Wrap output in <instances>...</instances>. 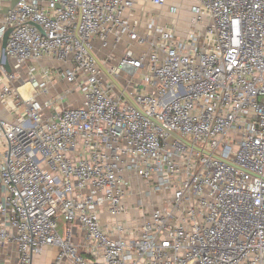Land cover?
Here are the masks:
<instances>
[{"label":"built area","instance_id":"built-area-1","mask_svg":"<svg viewBox=\"0 0 264 264\" xmlns=\"http://www.w3.org/2000/svg\"><path fill=\"white\" fill-rule=\"evenodd\" d=\"M132 7L18 0L0 21V40L13 29L12 73L0 51L13 117H0V249L14 243L17 264L49 247L52 264H264V0H194L205 29L186 40L154 20L140 35ZM110 36L149 49L104 70L91 53ZM57 84L72 88L49 97ZM74 91L81 105L64 108Z\"/></svg>","mask_w":264,"mask_h":264},{"label":"crops","instance_id":"crops-1","mask_svg":"<svg viewBox=\"0 0 264 264\" xmlns=\"http://www.w3.org/2000/svg\"><path fill=\"white\" fill-rule=\"evenodd\" d=\"M18 0H0V21L4 18L7 11L16 5ZM127 1V0H125ZM133 2V7L127 9L126 15L131 21H138L137 31L140 35H146L148 33L149 23L154 20L156 27H173L176 30V35L180 40H186L193 31L202 33L205 29L204 25L194 28L192 25L193 14L191 12L194 6V0H166L164 6L155 5L152 0H129ZM176 7L178 11L176 13L171 12V8ZM2 40H0L1 46ZM134 49L139 52L148 51L149 46H140L136 42L131 41L128 36H123L119 43H116L112 36L109 38V45L103 47L101 40L96 39L94 45V54L101 62H105L107 58L109 66L117 64V62L123 57L125 52L129 49ZM42 65L51 66L56 68L68 67L69 64L61 62L43 61ZM71 85L57 84L54 87L52 97L57 96L59 92L66 91ZM81 96L78 91H74L73 94L67 96L63 100L62 106L65 107H78L81 105ZM0 117L6 119H13L4 110L0 108ZM0 194L3 195V188L0 182ZM135 197L127 199L128 205L134 204ZM82 239L76 237L78 244L82 245ZM59 249L57 247L47 248L42 255L38 256L34 260V264H52L55 261ZM18 253L16 245L11 243L6 247L0 249V264H17ZM67 264V263H64Z\"/></svg>","mask_w":264,"mask_h":264},{"label":"water","instance_id":"water-1","mask_svg":"<svg viewBox=\"0 0 264 264\" xmlns=\"http://www.w3.org/2000/svg\"><path fill=\"white\" fill-rule=\"evenodd\" d=\"M34 25V24H33ZM40 30L41 28L39 26H37ZM13 29L12 28H9L6 33L4 34L3 36V39H2V47H1V51H2V61H3V64L7 70V72L9 73H12V67H11V64H10V61H9V58L7 56V53H6V47H7V44H8V39H9V36L10 34L12 33ZM93 55V57L97 60L98 64L104 68V70L106 69L102 63L100 62V60L96 57V55L92 52L91 53ZM113 82L115 83L116 87L118 88L119 91H121L124 96L129 100V102L132 104V105H135L134 101L131 99V97H129V95L127 94V92L124 90V88L119 84V82L117 80H114L113 79ZM178 139H180L182 142H184L185 144H187L188 146L190 147H193L195 149H198L200 150L199 148L195 147L194 145H192L190 142H188L187 140L183 139L182 137L178 136V135H175Z\"/></svg>","mask_w":264,"mask_h":264},{"label":"rangeland","instance_id":"rangeland-1","mask_svg":"<svg viewBox=\"0 0 264 264\" xmlns=\"http://www.w3.org/2000/svg\"><path fill=\"white\" fill-rule=\"evenodd\" d=\"M1 47H2V43H1V46H0V51L2 50L1 49ZM130 76H128V75H125L124 76V79H128V80H130ZM135 80H137L138 82H141V80L142 79H140V78H137V77H135L134 78ZM52 94H53V92H52ZM52 94L49 96V97H52ZM66 100H67V98H66ZM176 140H177V138H176V136L175 135H172L170 138H169V143L171 144V145H173L175 142H176ZM141 190V188L140 187H137V186H135L134 187V189H133V191H134V193H138L139 191ZM138 198H143V196L142 195H140ZM144 199V201H146V199L145 198H143ZM152 208H150V210H151ZM64 222V220H62L61 222H60V224H59V232L60 233H62L63 232V223ZM79 223L77 222V223H75V226H74V236L75 237H79V238H84V234L82 233V231H81V229L79 228Z\"/></svg>","mask_w":264,"mask_h":264},{"label":"bare ground","instance_id":"bare-ground-1","mask_svg":"<svg viewBox=\"0 0 264 264\" xmlns=\"http://www.w3.org/2000/svg\"><path fill=\"white\" fill-rule=\"evenodd\" d=\"M21 92H22L24 95H26V93H27V88H21Z\"/></svg>","mask_w":264,"mask_h":264}]
</instances>
